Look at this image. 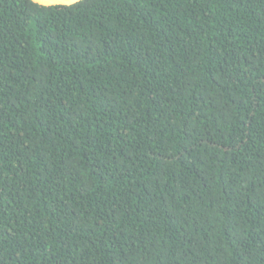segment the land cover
<instances>
[{
  "label": "trees",
  "instance_id": "16d2710c",
  "mask_svg": "<svg viewBox=\"0 0 264 264\" xmlns=\"http://www.w3.org/2000/svg\"><path fill=\"white\" fill-rule=\"evenodd\" d=\"M0 264H264V0H0Z\"/></svg>",
  "mask_w": 264,
  "mask_h": 264
},
{
  "label": "water",
  "instance_id": "95a60500",
  "mask_svg": "<svg viewBox=\"0 0 264 264\" xmlns=\"http://www.w3.org/2000/svg\"><path fill=\"white\" fill-rule=\"evenodd\" d=\"M35 3L45 6H55V5H73L82 0H32Z\"/></svg>",
  "mask_w": 264,
  "mask_h": 264
}]
</instances>
